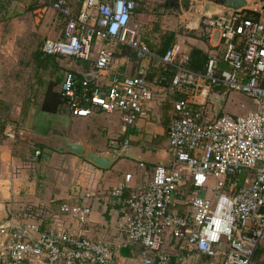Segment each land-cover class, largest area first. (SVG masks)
<instances>
[{
	"label": "built area",
	"instance_id": "2783aa9c",
	"mask_svg": "<svg viewBox=\"0 0 264 264\" xmlns=\"http://www.w3.org/2000/svg\"><path fill=\"white\" fill-rule=\"evenodd\" d=\"M71 1H48L66 25L62 38L43 45L48 54L93 59L84 78L68 72L62 82L71 114L117 113L128 128L155 120L149 66L142 64L135 76L111 72L117 44L130 46L142 60L152 56L131 24L137 1L75 0L81 2L79 12ZM263 5L259 0V18L249 6L203 16V25L220 35L204 71L191 68L190 55L178 42L160 57L165 68L174 69L169 162L149 170L141 161L143 175L136 186L127 173L110 188L108 194L122 202L111 236L88 234L92 201L101 195L104 178L87 160L75 171L77 201L28 204L0 222V264H131L124 251L140 264H259L255 258L264 246ZM233 90L249 95L257 109L242 116L218 114L212 97ZM129 145L125 139L123 146Z\"/></svg>",
	"mask_w": 264,
	"mask_h": 264
},
{
	"label": "crops",
	"instance_id": "0c3cea01",
	"mask_svg": "<svg viewBox=\"0 0 264 264\" xmlns=\"http://www.w3.org/2000/svg\"><path fill=\"white\" fill-rule=\"evenodd\" d=\"M46 1L15 0L12 6L0 2V11L8 12L9 16L16 15L14 19L18 20L16 32L8 38L4 48L13 50L20 45L32 44L33 47L36 44L34 51L37 54L41 51L39 59L44 62L36 63L34 75L28 82L30 91L19 105L15 120L4 123L0 128V222L8 220L12 213L20 214L28 204L56 206L64 201H77L80 186L75 180V171L87 160L59 150L62 142L54 132L58 129L66 131L71 141L84 144L91 150L110 152L112 148L121 149L122 154L110 168H100L105 182L101 195L92 201L93 211L88 226L91 227L88 234L111 236L120 221L122 202L108 194L110 188L123 181L127 173L133 174L131 187H134L143 175L141 169L137 172L126 168V171L118 170V163L128 160L139 165L143 161L150 170L169 158L167 129L173 108L170 84L174 69L165 68L161 62L166 37L174 32L170 46L178 42L186 54L191 55L194 48H199L209 55L211 51L218 50L220 35L217 31L211 32L200 19L206 0H192L189 10L182 8L181 12L167 8L166 0H156L163 5L156 24L150 20L153 15L141 8L136 0L137 9L131 24L137 27L152 56L142 60L130 46L117 44L113 47L111 72L135 76L142 64L149 66L147 78L155 92V120H140L135 127L128 128L117 113L97 110L88 116H73L61 109L59 94L66 74L73 72L80 78L85 77L91 70L93 59L82 60L43 51L46 40L62 38L66 25L64 17L51 7L49 0ZM70 3L74 11H80L81 2L72 0ZM250 4L251 0L248 6ZM215 13L213 11L212 14ZM22 36H27L26 43L18 42ZM10 54L12 52L7 53L8 56ZM220 96L224 97L217 112L221 115L226 98L222 93ZM125 139L130 140L128 147L123 146ZM128 148L135 157L126 154ZM127 254L129 263L140 264L138 257L129 258V251Z\"/></svg>",
	"mask_w": 264,
	"mask_h": 264
},
{
	"label": "rangeland",
	"instance_id": "374dc122",
	"mask_svg": "<svg viewBox=\"0 0 264 264\" xmlns=\"http://www.w3.org/2000/svg\"><path fill=\"white\" fill-rule=\"evenodd\" d=\"M137 1L141 4V8L153 15V19L150 20L156 24L163 10L162 3L156 0ZM0 2L12 6L15 0H0ZM249 8L252 12L259 13V0H251ZM256 8L257 11H255ZM15 16L16 15L9 16L8 12L5 13L4 11H0V118L2 119L0 120V128H2L4 123H10L15 120L19 105L24 101L30 91L28 82H30V76L34 75L33 70L36 68V63H40V61L44 63L43 59H39L40 54L34 51L36 44H34L33 47L32 44H28V46L26 44L24 46L20 45L18 46L19 48L13 50L4 48L6 47L4 45L8 43V38H10L12 33L15 34L16 32V26L18 25L16 21L18 20L15 21ZM26 38L22 36L18 42L26 43ZM25 48L29 49L25 50ZM10 52H12V54L8 56L7 53ZM224 96L226 102L222 110L223 114L242 116L257 109L254 100L243 92L233 90L229 91L227 94L224 93ZM118 165V170L122 168L123 171L128 170L137 172L140 169L138 163L128 160L126 162H119ZM124 168H126V170H124ZM119 180H121V178ZM103 182H105V178ZM115 230L113 231L115 232ZM255 260L259 264H264V255H262V251H258Z\"/></svg>",
	"mask_w": 264,
	"mask_h": 264
},
{
	"label": "water",
	"instance_id": "95a60500",
	"mask_svg": "<svg viewBox=\"0 0 264 264\" xmlns=\"http://www.w3.org/2000/svg\"><path fill=\"white\" fill-rule=\"evenodd\" d=\"M96 2H98V0H96ZM191 2L192 0H166V7L181 12L182 8L185 10H189L191 6ZM260 2L263 4L264 0H260ZM248 4H249V0H206V3L203 5L201 11L202 15L200 19L202 21L204 15L205 16L214 15L212 14L213 11L216 12L215 13L216 15H218V14H222L225 11V9L240 10L246 8ZM262 11L264 13V5L262 6ZM223 100L224 97L220 95L213 96V101L217 105L216 106L217 112L220 110V106L222 105ZM54 132L62 142L61 146L59 147V150L69 151L78 156H83L86 160L94 163L96 166L100 168H105V169L110 168L113 165V163L119 158V156L122 154L120 148H112L110 152H99L96 150H91L86 148L84 144L71 141L68 138V134L66 131L55 129ZM126 154L128 156L135 157V155L132 154L130 148L126 150ZM168 162H169V158L165 163Z\"/></svg>",
	"mask_w": 264,
	"mask_h": 264
},
{
	"label": "trees",
	"instance_id": "16d2710c",
	"mask_svg": "<svg viewBox=\"0 0 264 264\" xmlns=\"http://www.w3.org/2000/svg\"><path fill=\"white\" fill-rule=\"evenodd\" d=\"M252 13H254L255 18H259L261 15L258 12H252ZM174 35H175L174 32H172L166 37L167 41H165L164 45H163L164 46V50H163L164 53L168 49V47L170 46V43H171L170 40H172L174 38ZM38 54H41V51ZM190 56H191V58H190L191 68L193 70H196V71H204L205 65H206V62L208 59V53H206L202 49L194 48L192 50ZM59 96H61V98H62V104L60 105L61 109L64 111H68L71 114L67 98L62 95V92H61V94H59ZM260 251L264 252V246L261 247ZM124 254H127V252L124 251Z\"/></svg>",
	"mask_w": 264,
	"mask_h": 264
}]
</instances>
